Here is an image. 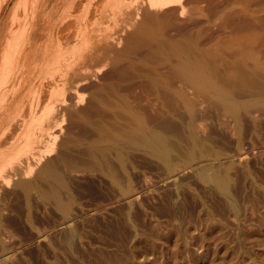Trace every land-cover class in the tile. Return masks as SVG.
I'll return each instance as SVG.
<instances>
[{
    "label": "rangeland",
    "instance_id": "374dc122",
    "mask_svg": "<svg viewBox=\"0 0 264 264\" xmlns=\"http://www.w3.org/2000/svg\"><path fill=\"white\" fill-rule=\"evenodd\" d=\"M142 5L139 18L125 19L127 31L121 18L119 27L101 22L104 34L118 27L117 41L82 59L85 86L74 72L63 77V65L54 78L46 66L45 89L28 87L46 95L34 119L26 100L36 93L24 92L22 118L37 121L41 137L18 159L25 166L14 164L20 176L6 178L18 179L0 181V264H264V0H184L160 12ZM22 118L0 134L2 151L12 152ZM142 130L176 146L170 162L141 142ZM47 147L55 152L40 161ZM206 167L223 186L200 177Z\"/></svg>",
    "mask_w": 264,
    "mask_h": 264
},
{
    "label": "bare ground",
    "instance_id": "6f19581e",
    "mask_svg": "<svg viewBox=\"0 0 264 264\" xmlns=\"http://www.w3.org/2000/svg\"><path fill=\"white\" fill-rule=\"evenodd\" d=\"M12 2H13V0H0V134L2 135V136L0 135L1 138H4L8 135H11V133H12L11 130L15 129L14 127L16 125L18 127L19 119L22 118L21 112H24V109L27 111V108H25L26 102H27L28 106L30 107L29 110H31V112L29 111V113H31L30 114L31 116L35 113V109L38 110L36 105L38 104L39 98H41V96H40L41 92L44 91L43 90L44 84H42V83L44 80L46 81V78H47L46 73L48 71L51 72L53 75V74H55L57 69L59 70V66H60V69L62 67L67 68V69H64V70H67V72L65 71L66 72L65 75H64V73L61 74L63 77H65V78L69 77L68 75H70L71 72H74V74H72L73 76H78V72L79 71L82 72V69H81L82 65H83L82 63L85 61V58H88L90 55L92 56V54H95L96 51L98 52L97 49L100 46H105V45L110 43V40L113 38L110 36V34H112V32H114L113 30L116 31L118 29V27L122 21V20L120 21L119 18L123 19V21H124V22L122 21V25H123V23H125V21H127L125 19H128L130 17L131 18L134 17V16L132 17L133 14L136 15L137 18H139L138 15H140L141 8L143 7L142 4L147 5L149 11L160 12V10L174 9L177 6H182L184 0H146V1H144L145 3L142 2L141 0H21V1L19 0L17 3H15L13 5L10 15H8V18H6L5 16L7 14V10L9 9V6L11 5ZM102 3L103 4L108 3L106 5L110 6L109 8H111L109 13L107 11H105V9L103 7L104 5L101 7ZM108 6H106V7H108ZM107 10H109V9L107 8ZM80 11H81V13L82 12L83 13L81 14ZM107 18H109L111 20L114 19L116 22H117V19H119V22H120V23L119 22L115 23V21H113L115 23V25L117 24L118 27H117V29H115L114 27H112L115 25H112L111 27L113 28V30L110 31V34L109 33L104 34V30H102L100 28V24H102L101 22ZM127 22H126V25H127ZM131 25H132V23H131ZM128 26L129 25H127L126 27L124 26L126 28V29H124L125 31H127V29H129L130 26L129 27ZM101 27H103V26H101ZM105 31H106V29H105ZM102 32H103V34H102ZM124 32H121V34L123 35ZM114 37H115V35H114ZM116 37H118L117 34H116ZM46 38H48V40H51V42H53V40H54V43L51 44V42H50V44H49L47 42L49 45L44 44L43 42ZM114 40L117 41V39H114ZM119 40H120L119 41V44H120L121 39H119ZM111 41H113V40H111ZM103 54H105V52ZM91 56H90V58L93 57V56L92 57ZM82 59L84 61H82ZM88 61L89 60H87V62ZM46 66H48L50 70L53 68H54V70L46 71L47 70ZM184 66H182V67L184 68ZM55 67H57V69H55ZM190 67H191V65H190ZM186 71H188V70H186ZM248 71H249V69H248ZM49 72H48V75H50ZM86 72H87V70H86ZM202 72H204V71H202ZM52 75L49 77H52ZM79 75H80V73H79ZM81 75L87 76L88 74L86 75V73H81ZM225 75H224V77H225ZM55 76L56 75H53V78ZM80 76H78V77H80ZM83 76L80 77V78H82L83 81L80 80L82 82L78 83L77 86L79 84H80V86H83V85L85 86L88 83L86 80H84L87 77L83 79ZM239 76H240V74H239ZM197 77H198V74L195 76V78H197ZM200 77H202L201 74H200L199 78ZM74 78H76V77H74ZM74 78H73V80H74ZM193 78H194V76H193ZM229 78H231V76ZM202 79H203V77H202ZM205 79H207V78H205ZM34 83H36L38 85L40 84L41 86H43V88H41L40 86L38 87V85H37V91L34 90V92L36 93L33 95L34 99L30 98V96H29V98H28L29 100H26V102H25V98H26L25 96L26 95L24 96V92H27V90H28V91H30V94H31L32 89H29V88L32 86V84L34 85ZM55 83H57V82H55ZM196 84H198V83H196ZM29 85H31V86L29 87ZM200 85H203L205 87V89L207 88L208 89V90L206 89L207 91H209V92L211 91V92H213V94L215 93L214 95H217L219 98L225 100L226 103L228 101H230L231 102V104H230L231 110L232 109L237 110V107H235L237 105H235V103H234L235 100H234V102H232L233 99H232V97H230L231 95L230 94H229L230 96L226 95V93H225L226 91L222 92V88L220 90H219V88L217 89V87L214 86L216 84L213 85L211 82L201 83ZM59 87H60V85H59ZM223 87H224V85H223ZM38 88H39V90H38ZM57 88H58V86H57ZM57 90L55 92H53L54 95H55V93L59 92ZM52 91H54V90H51V92ZM32 92H33V90H32ZM27 93H29V92H27ZM42 93L44 95V92H42ZM44 96H46V95H44ZM31 97H32V94H31ZM28 101H29V103H28ZM40 102H41V100H40ZM45 104L46 103H44V105ZM227 104H226V106H227ZM38 106H39V104H38ZM52 106H53V104H52ZM49 107H47L45 110H48V112L50 110L52 112V113L51 112L49 113V115H50V114H53V111H55V110H54V108L52 109V107L50 109H48ZM43 111H44V109H43ZM43 111H41V113ZM46 112L47 111H45V113ZM48 112L46 114L47 117H48ZM27 113H26V115H28ZM31 116H29L30 119H29V117H27V119H29V120H26L25 119L26 117L22 118L23 122H24L23 127L25 126L24 129H26V130L23 132V134H22L23 136L20 137L19 134L23 130V127H21L19 125V128H21V130H20V132L18 131L19 134L17 133V142H16V139L14 137H13L14 140L12 142L11 136H10L9 140H11L12 143L11 142H8V143L12 144V145H10L11 148L13 147L14 143L15 144L18 142L20 143V141L23 142V143L21 142L22 144H20V146H18L15 151H13V149H11L10 147L9 148H10V150H12V152L11 151H2L3 149H7V147H4L2 149V147L0 146V148L2 149V150L0 149L1 150L0 151V181H3V183H4V180L6 178L10 177V175H9L10 173L14 174V175H19L20 172H18V174H17L18 168H16L14 164L19 162L18 159H20V161H22L24 159V157L22 159L21 155L22 154L24 155V153L28 154L30 152V151H28V149L32 146V144H34V141L35 142L38 141L37 138L41 137V136H39V134H38V137L37 136L35 137V133H33L35 130L32 131L33 130L32 127H34L33 124L35 122L32 119H34L35 117L32 116L33 117L32 118ZM38 119H39V117L37 118V120ZM43 119H45V118H43ZM31 120H32V122H31ZM43 121L45 122V120H43ZM42 122H41V124L43 126L44 123H42ZM188 127L191 128L190 125ZM35 129H36V126H35ZM40 129H38V130L41 131ZM191 129H188V130H191ZM10 131H11V133L8 134ZM142 131L144 132V130H142ZM47 132H49V130ZM47 132H45V133L47 134ZM6 134H8V135H6ZM13 134H14V132H13ZM15 134H16V130H15ZM143 134L144 135H142L141 138H139L141 140V142L148 143L147 144L148 146L152 145L150 150L152 149L151 151H153V153L155 155L156 154L159 155L162 159H164V161H167V163L170 162V156H171L170 153H171V151L173 152V150H175V149L171 148L172 147L171 145H173V144H171L169 142V140L163 135L149 134L148 132L147 133L144 132ZM48 135L49 134H47V136ZM191 136H192V134H191ZM50 137H51V132H50ZM50 137H48V138H50ZM58 137H59V135L55 136L51 139L50 142L52 144L50 142H48V144L50 143L52 145V146L50 145V147L54 148V145H55L54 140L59 141V140H56V139H59ZM193 137H191V138H193ZM35 138H36V140H35ZM43 138H44V136H43ZM9 140H7V141H9ZM194 140H195V137H194ZM190 141H193V139H191ZM36 143H38V142H36ZM99 143H101V142H99ZM196 143H197V141H196ZM188 144H190V143H188ZM193 144L194 145H192V146H194V149H196L195 148L196 147L195 142H193ZM17 145L18 144H16L15 147ZM39 145H40V143H39ZM7 146H9V144ZM34 146L35 145H33V148H34ZM192 146H190V147H192ZM197 146H198V144H197ZM36 147H38V146H36ZM174 147L176 148V146H174ZM190 147L188 148L189 152H190L189 155H191V157L195 158L194 155H196L197 151L195 152L193 148H192L193 151L190 150ZM49 149H51V148L47 147V150H44L45 152L43 151L44 152L43 156H41L42 153L40 156L38 154L41 150L37 153L38 154L37 157H40V161L44 159V157H45L44 155L47 156V154H48L50 157L51 154H53L55 152V151H52L53 153L51 152V150H54L55 148L51 149V150H49ZM200 149H202V148H200ZM7 150H9V149H7ZM32 152H34V151H32ZM189 152H187V153H189ZM34 154H36V152H34ZM34 154H33V161L30 160L33 163H34V159H36V157L34 158ZM30 156H32V154L27 155L26 159H31ZM186 156H187V154H186ZM188 157H190V156H188ZM191 157H190V159H191ZM38 160H39V158H37V161ZM15 161H17V162H15ZM23 161L25 162V160H23ZM43 161H46V158ZM24 162H20V163H22V166L24 165ZM27 162H29V160L26 161V163ZM32 162L28 163V167L26 166L27 171L26 172L24 171L26 173V176H25L26 179L29 178L27 176L30 173H31V175L33 174L32 171H34L35 166L37 168L38 164H40L39 161H38L39 163L35 162L34 168H33V167H31ZM36 163H37V165H35ZM171 163H169V165H167V166L170 167ZM16 165L20 166L19 163ZM22 166H20V167L23 168ZM32 168H33V170H32ZM20 170H22V169H20ZM209 170L210 169L208 167L201 169L200 173H199L200 177L206 181H209V180L210 181L214 180L213 182L216 181V183L219 185V187L223 186L224 185L223 184V178L221 180L220 178L215 176L216 174L215 175H213V174L209 175L208 174ZM47 171L46 170L44 171V169H43V172L45 174ZM25 173H22V174H25ZM48 174L50 175V173H48ZM31 175H30V177H31ZM13 177L14 178L10 179L11 181H13L12 179H18L17 177L15 178V176H13ZM10 180L6 179V181H8V182ZM6 181H5V183H6ZM10 182H9V184L11 185L12 183H10ZM32 184H33L32 181H26L22 185L24 186V190L26 189V191H27L32 186ZM8 185L7 184L5 185L6 188L8 187ZM59 205L61 206V204H59ZM64 210H65V208H64Z\"/></svg>",
    "mask_w": 264,
    "mask_h": 264
}]
</instances>
